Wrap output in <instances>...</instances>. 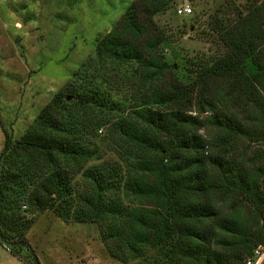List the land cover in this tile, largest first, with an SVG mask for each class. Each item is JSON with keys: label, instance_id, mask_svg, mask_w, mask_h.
<instances>
[{"label": "trees", "instance_id": "16d2710c", "mask_svg": "<svg viewBox=\"0 0 264 264\" xmlns=\"http://www.w3.org/2000/svg\"><path fill=\"white\" fill-rule=\"evenodd\" d=\"M171 1L132 0L22 135L12 139L5 132L0 241L13 254L29 249L42 264L25 236L32 219L20 212L22 201L33 210L52 207L64 219L98 221L102 241L122 261L155 248L165 263L246 264L252 249L264 244V168L222 150L238 135L264 144V29L258 27L264 0L252 6L244 25L235 20L224 27L220 36L230 52L191 69L196 76L188 86L177 75L176 57H166V35L153 19ZM126 65L138 68L136 84L147 88L132 106L113 93L117 78L129 77ZM217 75H230L232 86L248 90L260 113L240 118L217 111L207 95ZM66 103L76 114L66 113ZM87 110L99 117L94 128L111 121L143 156L126 168L115 160L87 164L102 157L85 132ZM37 166L43 173L34 179ZM73 171L86 181L80 191Z\"/></svg>", "mask_w": 264, "mask_h": 264}, {"label": "rangeland", "instance_id": "374dc122", "mask_svg": "<svg viewBox=\"0 0 264 264\" xmlns=\"http://www.w3.org/2000/svg\"><path fill=\"white\" fill-rule=\"evenodd\" d=\"M131 1L0 0V150L5 132L12 139L22 135L53 94L63 88L72 71L93 56L96 38L111 29ZM260 1L173 0L153 16L159 30L166 35V43L161 47L166 57H176L174 60L182 69L177 75L183 74L186 86L196 76L191 69H199L230 52L231 47L220 36L224 27L247 18L252 6ZM185 4L190 5L191 11L179 14L177 8ZM240 24L244 25L242 21ZM258 27L264 29V22ZM125 69L132 79L127 75L117 78L113 93H117L127 106H132L139 103V92H145L147 88L142 89L141 84H136L138 68L126 65ZM234 82L230 75H217L209 81L207 95L212 97L217 111L234 113L240 118H245L248 113H260L248 90H242L240 83L232 86ZM196 89L195 85L191 92L192 113L197 112ZM259 93L264 98V91ZM70 99L68 97L67 101ZM66 107L68 115L76 114L75 106L66 103ZM83 117L89 124L85 126L89 140L102 154L100 159H92L87 164L115 160L126 168L127 163L143 156L144 153L131 145L124 135L114 131L111 121L94 128L99 117L88 110ZM200 131L205 134V127ZM222 148L234 157L243 156L244 160L260 163L264 168L262 143L238 135L230 146ZM39 173H43V169L37 166L34 179ZM72 182L78 191L86 185L80 171H73ZM226 203L230 204V201ZM20 204V212L32 219L25 236L42 264H172L165 263L166 259L155 248H149L141 257L122 261L108 251L101 239L98 221L64 219L52 207L33 210L26 201ZM218 204L223 202L218 201ZM32 252L23 248L15 255L9 244L0 241V264H35ZM260 264H264V257Z\"/></svg>", "mask_w": 264, "mask_h": 264}, {"label": "built area", "instance_id": "2783aa9c", "mask_svg": "<svg viewBox=\"0 0 264 264\" xmlns=\"http://www.w3.org/2000/svg\"><path fill=\"white\" fill-rule=\"evenodd\" d=\"M191 11V7L189 4H185L184 6H180L177 8V12L179 14H187ZM264 257V245L255 246L252 249V253L247 256L246 264H260V261Z\"/></svg>", "mask_w": 264, "mask_h": 264}]
</instances>
